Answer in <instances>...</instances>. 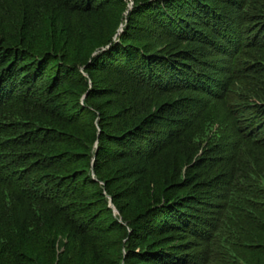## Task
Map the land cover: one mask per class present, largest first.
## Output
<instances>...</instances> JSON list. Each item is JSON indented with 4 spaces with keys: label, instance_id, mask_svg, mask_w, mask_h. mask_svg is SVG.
<instances>
[{
    "label": "trees",
    "instance_id": "obj_1",
    "mask_svg": "<svg viewBox=\"0 0 264 264\" xmlns=\"http://www.w3.org/2000/svg\"><path fill=\"white\" fill-rule=\"evenodd\" d=\"M0 264H264V0H0Z\"/></svg>",
    "mask_w": 264,
    "mask_h": 264
},
{
    "label": "rangeland",
    "instance_id": "obj_2",
    "mask_svg": "<svg viewBox=\"0 0 264 264\" xmlns=\"http://www.w3.org/2000/svg\"><path fill=\"white\" fill-rule=\"evenodd\" d=\"M122 31H123L122 28H120L119 31H118V33H122ZM247 86H248V85H247ZM110 204H111V203H110Z\"/></svg>",
    "mask_w": 264,
    "mask_h": 264
}]
</instances>
